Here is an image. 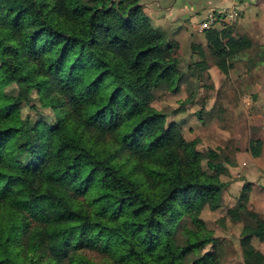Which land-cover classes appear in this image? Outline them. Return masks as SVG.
<instances>
[{"label": "trees", "instance_id": "16d2710c", "mask_svg": "<svg viewBox=\"0 0 264 264\" xmlns=\"http://www.w3.org/2000/svg\"><path fill=\"white\" fill-rule=\"evenodd\" d=\"M84 1L0 0V264H218L215 252L190 260L188 234L176 240L186 219L216 248L199 200H220L227 172L218 150L200 151L152 104L156 91L179 89L177 44L140 0ZM205 36L224 72L251 47L245 36ZM21 64L30 101L8 89ZM57 114L37 149L34 125ZM250 192L243 184L228 214L244 221L246 264H263L252 239L264 240V221Z\"/></svg>", "mask_w": 264, "mask_h": 264}, {"label": "rangeland", "instance_id": "374dc122", "mask_svg": "<svg viewBox=\"0 0 264 264\" xmlns=\"http://www.w3.org/2000/svg\"><path fill=\"white\" fill-rule=\"evenodd\" d=\"M199 0H140L143 10L156 29L163 35L166 42L176 43L174 51L179 59L182 78L178 90L155 92L153 106L166 115V122H176L182 126L187 138L197 141V148L206 151L209 148L218 150L219 160L225 165L227 172L222 175L225 188L220 200L204 198L199 200L200 220L213 231L216 238V248L203 243V237L189 221L182 220L177 232V243L186 244L187 234L191 238V246L195 252L190 254V260L196 261L205 253L215 252L218 264H246L252 254L244 251L241 245V230L243 220L231 219L229 209L238 205V196L244 183L250 182L252 191L249 193L251 209L260 208L264 221V105L250 106L245 101L248 93L237 89L240 79L248 72V65L241 66L238 73L236 56L227 60L226 69L222 71L216 65L206 45L205 31L202 33L194 26L200 17L191 18L190 7L196 8ZM93 5L95 0H85ZM152 7L153 9H151ZM155 10L159 15H179L173 22L161 23L154 17ZM200 19V20H199ZM237 19V18H236ZM236 19L232 22L237 28ZM186 34V36H185ZM196 35L191 43L190 36ZM245 36V35H242ZM199 37L202 40H198ZM264 50V45H257ZM239 56L247 61L250 52ZM253 56H251L252 58ZM253 57L251 60L258 62ZM264 64V61L261 60ZM229 68V69H228ZM246 68V71L244 70ZM16 83L8 87L14 92L20 90L30 101L33 94L25 87L29 69L21 65H12ZM244 77V76H243ZM254 75H250L251 82ZM240 79V80H239ZM238 82V83H237ZM251 94V91H250ZM251 96V95H249ZM24 111H29L25 106ZM60 114L50 119L46 124H35L32 135L36 139V148L44 149L51 124L59 121ZM36 120L37 117L34 116ZM258 141L261 155L255 159L249 150V142ZM255 249L264 254V240L252 239ZM95 261L101 260L96 253H87ZM264 264V261H263Z\"/></svg>", "mask_w": 264, "mask_h": 264}, {"label": "crops", "instance_id": "0c3cea01", "mask_svg": "<svg viewBox=\"0 0 264 264\" xmlns=\"http://www.w3.org/2000/svg\"><path fill=\"white\" fill-rule=\"evenodd\" d=\"M196 5V8L192 9V7H190L191 10L189 11L191 12V18H203L208 11L220 8H231L234 6L238 7V15L236 17L237 28L233 27L232 23L230 25H218L213 29L220 32L221 38L223 40H227L229 38H238L242 35H245V37L250 41L251 47L236 55L235 57L238 61L236 64L239 68L238 73H241V66L246 67V65H248V72L246 71V68H244L246 72L243 74L244 77L242 76L240 78L244 82H237V89L240 90V92L244 91L245 93L251 95L245 96V101L249 102L250 106L261 107L264 105V64L261 62V60L264 61V50H260L257 45H264V0H199ZM150 8L153 9L152 7ZM154 17L156 19H160L161 23L173 22L180 18L179 15H171L168 12L165 14V16L159 15L156 10L154 12ZM197 23L194 26L197 27ZM194 38L198 37H196V35L190 36L189 43H191ZM198 40L201 41L202 38L199 37ZM246 51L250 53L247 57V61L243 62L239 56L245 54ZM251 56L255 57V60H258V62L252 61L251 63L253 58H251ZM242 64L246 65L244 66ZM252 74L254 77H252L251 82H246L248 79H250V75ZM255 159H259V157H255ZM256 210L261 215V209L256 208Z\"/></svg>", "mask_w": 264, "mask_h": 264}, {"label": "built area", "instance_id": "2783aa9c", "mask_svg": "<svg viewBox=\"0 0 264 264\" xmlns=\"http://www.w3.org/2000/svg\"><path fill=\"white\" fill-rule=\"evenodd\" d=\"M238 7L220 8L208 11L205 16L197 23L199 31H207L218 25H230L238 15Z\"/></svg>", "mask_w": 264, "mask_h": 264}]
</instances>
